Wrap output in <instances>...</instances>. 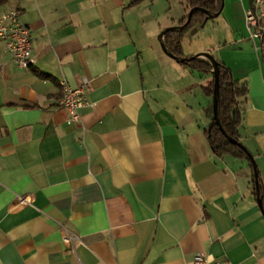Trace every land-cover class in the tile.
Returning <instances> with one entry per match:
<instances>
[{"label":"crops","instance_id":"0c3cea01","mask_svg":"<svg viewBox=\"0 0 264 264\" xmlns=\"http://www.w3.org/2000/svg\"><path fill=\"white\" fill-rule=\"evenodd\" d=\"M130 2L0 0L29 28L34 61L20 69L0 42V264H264L254 167L213 154L209 77L157 40L184 7ZM251 3L223 0L182 48L246 85L238 132L264 198V36L250 38ZM62 82L87 87L78 123L56 106Z\"/></svg>","mask_w":264,"mask_h":264},{"label":"trees","instance_id":"16d2710c","mask_svg":"<svg viewBox=\"0 0 264 264\" xmlns=\"http://www.w3.org/2000/svg\"><path fill=\"white\" fill-rule=\"evenodd\" d=\"M145 1L147 0H131L130 6H137ZM180 2L186 11V15L178 21L176 27H182V29L167 32L163 36L164 46L174 58L183 60L178 62L180 66L189 69L191 72L209 77V80L201 86V91L207 98L211 99V104L205 110V117L208 119L209 124L204 133L213 154L220 158L230 156L235 159L246 160L251 167H254L251 155L241 144L238 132L242 120L239 100L247 95L246 85L233 79L230 71L223 64L215 61L218 71L216 113L219 125H217L213 118L214 78L212 65L205 58L183 54L182 40L184 35L194 26H203L210 20V16L218 17L222 11L223 0H180ZM189 13H191L190 19L186 24ZM252 182L255 194L264 212V198L258 173L256 178L253 177Z\"/></svg>","mask_w":264,"mask_h":264},{"label":"built area","instance_id":"2783aa9c","mask_svg":"<svg viewBox=\"0 0 264 264\" xmlns=\"http://www.w3.org/2000/svg\"><path fill=\"white\" fill-rule=\"evenodd\" d=\"M245 21L251 39L264 36V0H252L251 7L245 11ZM0 42L4 51L20 69H28L33 64L32 41L29 28L21 21L18 10L0 11ZM62 95L56 106L67 113L68 125L79 122L78 111L86 103L87 87L82 84L72 88L61 83ZM191 264H227L209 262L205 255L197 254Z\"/></svg>","mask_w":264,"mask_h":264},{"label":"water","instance_id":"95a60500","mask_svg":"<svg viewBox=\"0 0 264 264\" xmlns=\"http://www.w3.org/2000/svg\"><path fill=\"white\" fill-rule=\"evenodd\" d=\"M190 14H191V13H189V14L187 15L186 24L189 22ZM214 18H216V16H210V17H209L210 20H212V19H214ZM181 29H182V27H176V26H175V27H169V28L164 29V30L158 35V37H157V40H158V42H159V44H160V47H161L163 53H164L167 57H169V58L175 60L177 63H178V62H182L183 60H182V59L174 58L170 53L167 52V50H166V48H165V46H164V43H163V36H164L167 32H169V31H173V30H178V31H180ZM197 56H198V57L205 58V59H207L208 61H210L211 65H212V68H213V71H212V75H213V78H214L213 97H212L213 118H214L216 124L219 125V124H218V119H217V113H216V105H217V99H218V89H217V76H218V71H217V65H216V62H215V60L213 59V57H212L211 55L207 54V53H203V54H201V55H197ZM256 177H257V172H256V168H255V165H254V178H256ZM257 205H258V207L260 208L261 213H262V215H263V217H264V212H263V210H262V208H261V203H260L259 199H257Z\"/></svg>","mask_w":264,"mask_h":264},{"label":"rangeland","instance_id":"374dc122","mask_svg":"<svg viewBox=\"0 0 264 264\" xmlns=\"http://www.w3.org/2000/svg\"><path fill=\"white\" fill-rule=\"evenodd\" d=\"M173 8H178V7H177V5L175 4V5L173 6ZM164 13L167 14V15H169V17L174 16V15H175V16L177 15V12H174L173 9H168V8L165 9Z\"/></svg>","mask_w":264,"mask_h":264}]
</instances>
